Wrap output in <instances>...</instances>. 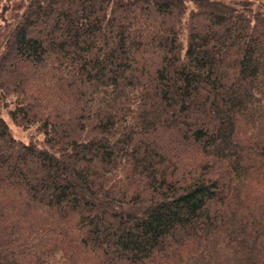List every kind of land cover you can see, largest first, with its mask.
<instances>
[{
	"label": "trees",
	"instance_id": "trees-1",
	"mask_svg": "<svg viewBox=\"0 0 264 264\" xmlns=\"http://www.w3.org/2000/svg\"><path fill=\"white\" fill-rule=\"evenodd\" d=\"M6 26V27H5ZM4 26L0 264H264V0H25Z\"/></svg>",
	"mask_w": 264,
	"mask_h": 264
},
{
	"label": "rangeland",
	"instance_id": "rangeland-1",
	"mask_svg": "<svg viewBox=\"0 0 264 264\" xmlns=\"http://www.w3.org/2000/svg\"><path fill=\"white\" fill-rule=\"evenodd\" d=\"M24 5L25 0H0V50L4 43V26L11 20L15 12L22 10ZM0 113L10 129L11 135L15 139L28 143L31 138H35L36 135L32 132V130H25L15 126L9 119L5 109H1Z\"/></svg>",
	"mask_w": 264,
	"mask_h": 264
}]
</instances>
